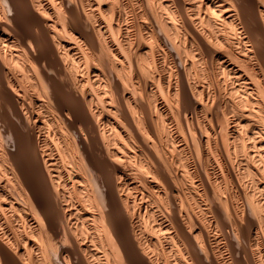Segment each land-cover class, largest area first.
Listing matches in <instances>:
<instances>
[{
	"label": "bare ground",
	"instance_id": "1",
	"mask_svg": "<svg viewBox=\"0 0 264 264\" xmlns=\"http://www.w3.org/2000/svg\"><path fill=\"white\" fill-rule=\"evenodd\" d=\"M0 264H264V0H0Z\"/></svg>",
	"mask_w": 264,
	"mask_h": 264
},
{
	"label": "rangeland",
	"instance_id": "2",
	"mask_svg": "<svg viewBox=\"0 0 264 264\" xmlns=\"http://www.w3.org/2000/svg\"><path fill=\"white\" fill-rule=\"evenodd\" d=\"M21 146H23V145H21ZM19 147H20V146H19ZM22 149L24 150V147H21V150H20V148H18V149L16 150V152H19V153H17V154H19V158L22 157V155H20V153H23V152H21ZM18 150H20V151H18ZM17 157H18V156H17Z\"/></svg>",
	"mask_w": 264,
	"mask_h": 264
}]
</instances>
